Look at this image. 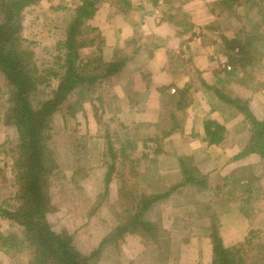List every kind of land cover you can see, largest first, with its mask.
<instances>
[{
  "label": "crops",
  "instance_id": "1",
  "mask_svg": "<svg viewBox=\"0 0 264 264\" xmlns=\"http://www.w3.org/2000/svg\"><path fill=\"white\" fill-rule=\"evenodd\" d=\"M233 1L230 6L227 0H104L88 21L109 47L111 55L104 54L105 60L118 59L119 50L129 60L114 75L117 82L110 91L115 98L108 99L107 106L115 110L110 112L123 127L142 130L127 141L134 143L137 152L143 148V158L154 152L156 158L169 160L166 165L150 160L146 174H139L147 185L159 183L165 189L160 200L168 198L171 190L200 183L202 195L219 193L222 199L236 204L240 198L234 200L236 196L230 195L233 188H242L246 194V184L257 183L260 178L256 177L264 175V170L260 172L264 151L251 148L256 128L248 117L264 125V0ZM254 10L260 17L257 21L247 16ZM246 28H251L252 34L255 28L260 30L258 39L250 38V64L232 65L230 59H238V49L229 53L227 42L246 43ZM206 122L223 129L218 144H210L205 136ZM166 123L171 125L170 131L156 137ZM262 140L264 145V136ZM157 141L160 148L144 152V148H151L150 142ZM162 141L172 146L170 153L163 152ZM112 153L116 160L110 164L113 171L106 191L112 198L108 204L118 205L119 197L124 206L133 205L138 197H131L125 189L132 185L129 183L136 179L140 167L130 171L131 167L118 158V149L112 147ZM127 154L130 159L131 152ZM245 169H250L252 180L242 177ZM185 170L189 172L188 182ZM157 193L154 195L163 194ZM130 208L126 210L130 212ZM193 230L188 243L180 247L184 255L179 256L178 264H197L211 252L204 227ZM125 235L140 239L145 246V232H126L122 237Z\"/></svg>",
  "mask_w": 264,
  "mask_h": 264
},
{
  "label": "rangeland",
  "instance_id": "2",
  "mask_svg": "<svg viewBox=\"0 0 264 264\" xmlns=\"http://www.w3.org/2000/svg\"><path fill=\"white\" fill-rule=\"evenodd\" d=\"M248 2L250 1L247 0L246 3ZM79 5L80 0H42L21 12V49L33 53V62L39 70L43 71L41 79L44 78L43 83L37 87L33 95V105L34 102L47 99L48 94L57 86L58 78L47 76L44 71L51 69L59 72V67L54 65L57 56L55 47L65 37L63 27L70 12ZM247 16L254 21H257L259 17L256 16L255 10L249 11ZM91 26L89 25L90 28ZM250 30L252 31L251 28L246 30L248 34H251ZM86 37L96 40L92 47L80 50L81 58L92 60L93 56L100 55L103 61H107L105 59L111 53L100 32ZM117 53L118 58L122 59L123 51L119 50ZM90 54L93 56L90 57ZM125 57L127 59V56ZM128 62L129 60L126 64ZM89 69L91 66L85 71ZM110 82L97 87L92 98L98 97L102 89L110 90L112 84L117 82L116 78L111 77ZM9 96L10 87L0 76V209L6 211L17 206L14 200L16 189L13 186L15 179L13 145L17 143V133L14 125H6L4 122ZM74 99L72 95L69 100L73 102ZM108 99L102 100V112L96 109L100 104H93L91 100L84 102L82 112L85 115L78 113L77 121L67 114L65 107L62 108L52 116L47 131L49 137L47 147L54 160V166L47 181V197L53 206V211L46 215V219L54 232H66L71 237L74 249L86 257L97 251L100 243L115 226L123 225L129 215L135 214L133 208L139 209V206H143V202L148 204L152 197L157 196L154 195L155 191L159 192L157 194L163 193L160 196L166 194L159 183L154 187L147 185V181L140 178V175L146 174L150 160H158L164 165L169 161L165 156L156 158L157 155L150 151L156 147L160 148L159 142H150L151 148H148L149 151L144 148V152H150L151 157L148 155L143 158L141 155L143 148L138 152V148L134 149L130 156L134 170L137 167L140 168L135 174L136 179L129 183L132 185L125 190L131 197L137 196L138 199L130 206H124L119 197H117L118 205L108 204L112 194L106 191L108 185L104 181L107 176V167L112 162L108 154L107 142L118 149L121 144L131 140L129 136L134 134L138 136L142 131L135 129L131 131L123 127L109 111ZM110 110L115 111L112 108ZM170 126L166 123L152 134L156 132V137L162 138L170 131ZM161 149L163 152L170 153L172 146L164 143ZM256 150L259 153L263 152L264 145ZM118 162L119 159H117ZM263 170L264 165L260 172ZM250 176H252L250 169H245L242 177L252 180ZM257 178H260L259 182L250 181L246 184L248 187L246 194L242 188H233L230 195L236 196L234 200L237 197L240 198L236 204L233 203L234 201H230V204L226 199H222L219 193L202 195L201 185L171 190L168 198L151 203L142 214L144 223L151 225V231L146 233V240L143 239L142 242L145 246L141 245L140 239L125 235L116 242L105 245L104 250L90 259L87 264H178L179 256L184 255L180 252V247L188 243L193 229L204 227L206 234L209 235L212 221L218 225V233L224 247H233L247 241L243 256L244 263L262 264L260 250L264 247V175ZM230 205L233 207L231 212ZM129 208L130 212L126 210ZM235 214H239L238 217L234 218ZM19 231V228L11 221L0 217L1 236L19 235ZM18 237L21 238V235ZM140 247L142 251H138ZM15 249L13 248L12 252ZM13 254L6 253L0 244V264L28 263L27 256L17 260ZM211 254L212 251L197 264H210ZM189 259L190 257L186 258V260Z\"/></svg>",
  "mask_w": 264,
  "mask_h": 264
},
{
  "label": "trees",
  "instance_id": "3",
  "mask_svg": "<svg viewBox=\"0 0 264 264\" xmlns=\"http://www.w3.org/2000/svg\"><path fill=\"white\" fill-rule=\"evenodd\" d=\"M41 1L0 0V76L10 87L4 122L6 125H14L17 133V143L13 145V159L15 160L13 186L16 189L14 200L17 206L8 211L0 209V217L6 218L7 221L16 225L20 230L19 235H21V238L16 234L9 237L0 236V244L9 255L14 253L17 260L27 256V264H87L90 259L98 256L99 252L104 250L105 245L112 244L122 238L123 233L150 232L151 227L144 223L142 214L151 203L165 196L153 197L148 204L143 202V206H139L133 216L129 215L123 225L116 227L112 233L106 236L97 251L88 257L74 249L71 237L66 232L59 231L57 233L52 230L46 219V215L53 211V206L47 197V181L54 166V160L47 147L49 139L47 131L52 116L65 107L67 114L77 121L78 113L85 115L82 112L84 110L82 104L89 100L93 104H100L96 109L102 112V100L114 99L115 96L110 90L102 89L98 97H92L97 87L111 83L110 78L124 68L127 59L113 58L110 61H103L100 55L93 56V54L89 55L93 56L92 60L81 58L80 50L90 48L95 44V38L86 37L96 31V29L90 28L87 22L93 18L98 4L104 0H80V5L75 7L72 12L69 11L70 16L63 27L65 37L55 47L57 56L54 65L59 67V72L51 69L44 71L47 76L58 78L57 86L48 94L47 99L42 102H34L33 105V95L37 87L43 83L44 78L41 79L43 71L39 70L33 62V53L21 49V12L26 7L34 6ZM249 1L251 2V0ZM233 2V0H227L226 3L231 6ZM252 3H256V1ZM258 31H260L259 28H255L252 38L258 39ZM251 35L252 33H247L246 43L242 45L234 40L230 43L227 42L226 49L229 53L233 52L235 48L238 49L236 54L238 59H230V64L240 67L250 64V59L247 56L248 49L251 47ZM248 40L250 43L247 42ZM90 66L91 69L85 71ZM72 95L75 97L73 102L69 100ZM109 111L111 110L109 109ZM248 117L256 128V137L251 148H261L263 140L260 137L264 136V125L255 122L251 116L248 115ZM204 133L210 144H218L222 140L223 129L212 122H206ZM107 147L111 162H113L116 160V156L112 153V145L107 142ZM134 149V143L130 141L121 144L118 148V158L122 164L125 162L131 167L130 171H133L134 168L127 151L133 152ZM111 167L110 165L107 167L105 184L108 183L113 171ZM184 174L187 177L185 182H188L189 172L185 170ZM198 184L200 185V183ZM209 239L212 246L210 264H245L243 256L247 241L233 247H224L218 233V225L213 221L210 223ZM13 248L17 249L12 252ZM260 251L262 264H264V247Z\"/></svg>",
  "mask_w": 264,
  "mask_h": 264
}]
</instances>
